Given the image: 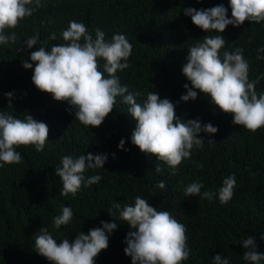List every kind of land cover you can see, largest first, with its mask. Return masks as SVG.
<instances>
[{"label":"trees","instance_id":"trees-1","mask_svg":"<svg viewBox=\"0 0 264 264\" xmlns=\"http://www.w3.org/2000/svg\"><path fill=\"white\" fill-rule=\"evenodd\" d=\"M218 4L228 8V0H47L44 7L9 30L16 33L17 40L0 46V111L20 119L28 113L46 123L49 132L43 151H35L32 145L20 146L21 161L0 168V264H52L34 250L36 234L42 227L59 242L74 239L79 231L87 234L100 226L101 220L113 219L117 228L109 236L108 247L95 258L96 264H131L124 253L129 226L118 214L111 217L107 211L114 202L133 204L137 195L158 210H169L186 226L190 255L183 264H211L217 254L228 257L230 264H246L242 256L247 249L241 241L249 236L255 238L256 250L264 252V240L260 239L264 233V126L251 132L233 124L231 114L210 105L199 91L196 100L177 103L186 91L183 84L188 82L181 72L188 47L207 34H217L194 25L183 9ZM71 20L83 22L89 31L101 28L106 39L113 33L125 34L132 51L128 68L117 72L120 84L141 93L137 102L156 91L160 98L174 103L176 116L182 120L199 119L217 126V133L212 134L216 143L209 144V134L201 132L204 145L194 147L191 157L181 162L174 175L166 165L156 172L159 162L155 155L141 152L130 142L135 121L119 97L100 126L85 128L66 111V102L38 90L31 81L32 70L24 69L22 62L41 45L63 43L61 32ZM53 32L56 40L49 38ZM33 34H38L39 42L29 49L24 40ZM222 35L225 48L244 49L250 80L264 73V60L256 59L257 49L264 46V26L245 21L237 27L228 25ZM255 90L257 94L264 92V78ZM10 91L14 97L8 104L4 93ZM122 138L127 151L117 147ZM88 153L107 154L103 168L85 172L86 176L101 175V181L82 187L75 198L61 196L55 166L64 155ZM233 173L236 185L227 204L221 205L215 196L211 202L184 196V186L194 181L203 182L201 191L216 192L223 179ZM160 180L166 187L154 188ZM69 205L72 221L54 229L52 217Z\"/></svg>","mask_w":264,"mask_h":264},{"label":"clouds","instance_id":"clouds-1","mask_svg":"<svg viewBox=\"0 0 264 264\" xmlns=\"http://www.w3.org/2000/svg\"><path fill=\"white\" fill-rule=\"evenodd\" d=\"M46 3L47 0H0V46L15 43L17 35L9 30ZM228 8L231 9L230 17ZM228 8L218 4L211 8L183 9L194 25L206 33L215 31L217 34H207L202 41L197 40L188 47L181 72L190 84H183L186 91L177 103L196 100L199 91L208 98L210 105L231 114L233 124L255 132L264 126V92L257 94L255 90L264 73L250 80L244 49L225 48L222 33L228 25L237 27L245 21L264 26V0H228ZM49 38L56 40V33H51ZM61 39L63 43L37 47L28 59L23 60L22 66L32 70L31 81L38 90L51 94L56 101L66 102V111L85 128L100 126L115 108L119 97L120 103L128 105L127 113L135 121L131 144L145 154L155 155L159 162L156 172H161L162 166L166 165L173 175L181 162L191 157L194 147L204 145L201 132L209 134V144L216 143L212 134L217 133V126L201 123L199 119L182 120L176 116L174 103L168 98H160L156 91L148 92L145 99L137 102L141 93L129 91L126 85L120 84L117 72L128 68L132 51V44L125 34L113 33L106 39L101 28L89 31L83 22L71 20L61 32ZM38 42V34L24 40L29 49ZM257 53L256 59L264 60V46H260ZM4 95L11 104L14 92ZM48 132L46 123L28 113L20 119L0 111V168L21 161V152L17 150L20 146L32 145L35 151H43ZM124 145L122 138L117 147L127 151ZM112 155L115 158V154ZM107 158V154L93 153L62 156L55 166V175L62 184L60 195L75 198L82 187L98 184L101 175L86 176L85 172L103 168ZM235 185L233 173L223 179L216 192L201 191L203 182L194 181L184 186L183 193L186 198L198 196L209 202L215 196L223 205L231 200ZM165 187L163 180L154 185L159 189ZM107 212L111 217L118 214L125 222L123 224L129 226L124 253L131 258V264H183L188 260L190 248L186 226L169 210H158L137 195L133 204L114 202ZM72 218L71 206H63L60 214L52 217V226L59 230L61 226L69 225ZM116 228L115 219L111 222L101 220L100 226L90 229L87 234L79 231L74 239L63 238L58 242L44 226L36 234L34 250L52 264H96L95 258L108 247L109 236ZM260 239L264 240V233ZM241 244L247 249L242 256L246 264H264V252L256 250L254 237L244 238ZM211 264H230V259L217 254Z\"/></svg>","mask_w":264,"mask_h":264}]
</instances>
